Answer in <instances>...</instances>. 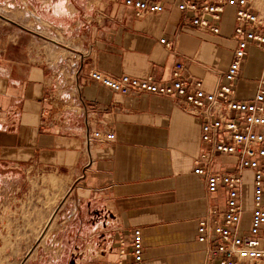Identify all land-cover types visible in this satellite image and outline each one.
Segmentation results:
<instances>
[{
	"label": "crops",
	"instance_id": "obj_1",
	"mask_svg": "<svg viewBox=\"0 0 264 264\" xmlns=\"http://www.w3.org/2000/svg\"><path fill=\"white\" fill-rule=\"evenodd\" d=\"M18 1L21 10L30 5ZM101 1L86 24H71L80 45L67 61L41 66L29 39L21 57L0 55V223H44L65 197L78 205L97 199L119 238L140 230L145 264H209L197 219L221 208L223 197L207 194L193 173L198 110L180 98L114 94L89 72L151 74L166 83L181 62L185 80L215 91L232 59L233 11H226L220 37L184 24L171 0L162 14L142 18L123 0ZM262 77L264 50L251 47L233 85L237 97L251 100ZM92 132L114 139L88 141ZM245 179L249 186L250 174Z\"/></svg>",
	"mask_w": 264,
	"mask_h": 264
},
{
	"label": "built area",
	"instance_id": "obj_2",
	"mask_svg": "<svg viewBox=\"0 0 264 264\" xmlns=\"http://www.w3.org/2000/svg\"><path fill=\"white\" fill-rule=\"evenodd\" d=\"M168 1L123 0L122 5L142 18L162 14ZM172 1L184 14V24L220 37L225 13L233 11L232 59L215 91L207 92L200 80H185L181 62L174 65L166 83L151 74L109 76L95 70L89 78L114 94L180 98L198 110L201 150L193 173L203 177L207 194H222L223 204L197 219V242L208 246L209 264H264V77L249 101L240 100L233 87L249 49L264 50V17L248 0ZM159 42L169 46L165 39ZM91 139L111 141L114 135L92 132ZM245 173L250 174L248 204ZM117 247L115 264H145L139 229L128 241L118 239Z\"/></svg>",
	"mask_w": 264,
	"mask_h": 264
},
{
	"label": "rangeland",
	"instance_id": "obj_3",
	"mask_svg": "<svg viewBox=\"0 0 264 264\" xmlns=\"http://www.w3.org/2000/svg\"><path fill=\"white\" fill-rule=\"evenodd\" d=\"M24 1L30 5L21 10L18 0H0V55L8 59L21 57L20 46L29 39L32 60L38 58L41 66L48 67L67 61V56L78 49L80 44L72 39L71 24H86V15L102 2ZM248 1L264 17V0ZM59 4L63 7L62 16L54 14ZM245 186L248 204V183ZM118 239L115 225L100 200H82L78 205L65 197L52 208L44 223H0V264H115Z\"/></svg>",
	"mask_w": 264,
	"mask_h": 264
},
{
	"label": "bare ground",
	"instance_id": "obj_4",
	"mask_svg": "<svg viewBox=\"0 0 264 264\" xmlns=\"http://www.w3.org/2000/svg\"><path fill=\"white\" fill-rule=\"evenodd\" d=\"M246 174V173H245ZM248 188H249V190H250V179H249V186H247ZM250 193V192H249ZM250 195V194H249Z\"/></svg>",
	"mask_w": 264,
	"mask_h": 264
}]
</instances>
